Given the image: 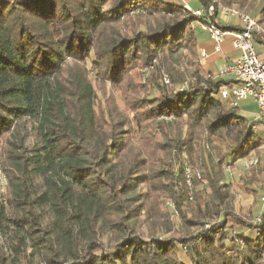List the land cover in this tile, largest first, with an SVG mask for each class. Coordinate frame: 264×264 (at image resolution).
I'll list each match as a JSON object with an SVG mask.
<instances>
[{"label": "trees", "instance_id": "trees-1", "mask_svg": "<svg viewBox=\"0 0 264 264\" xmlns=\"http://www.w3.org/2000/svg\"><path fill=\"white\" fill-rule=\"evenodd\" d=\"M3 1L0 143L8 195L0 202V264H261L264 203L259 223L235 218L240 230H227L233 212L220 168L224 157L234 162L263 143L239 106L220 98L230 82L201 70L190 28L197 18L163 0ZM198 1L203 8L213 2ZM214 1L260 15L264 25L258 0ZM159 57L169 83L150 96L131 71L154 67ZM181 57L191 68L183 75ZM87 66L97 84L122 92L132 119L95 111ZM135 133L142 136L134 144ZM215 140L228 149L210 166L204 146ZM185 164L206 174L202 188L196 179L188 187ZM252 169L244 184L255 188L264 180L261 157ZM166 200L196 234L139 236L138 223L171 231L160 222Z\"/></svg>", "mask_w": 264, "mask_h": 264}, {"label": "rangeland", "instance_id": "rangeland-1", "mask_svg": "<svg viewBox=\"0 0 264 264\" xmlns=\"http://www.w3.org/2000/svg\"><path fill=\"white\" fill-rule=\"evenodd\" d=\"M167 2H175L177 3L179 0H163ZM186 2L188 0H185ZM0 2H4L3 0H0ZM180 2V1H179ZM181 3V2H180ZM189 6L195 10L196 8L198 9L201 7L200 3L198 0H189L188 2ZM264 5V0H258L257 6ZM238 9V8H237ZM240 11L248 14V11L246 9H239ZM252 14V13H251ZM256 19H260V15L256 17ZM121 32L123 34L128 33L129 28L126 26L123 28ZM138 29H143V25H139ZM198 31L201 30H196L197 33ZM229 41H227V47L229 46ZM221 50L223 53L227 52L226 46L220 45ZM257 49V48H256ZM231 50V49H229ZM157 63H152L154 67L148 66L144 69L143 66H138L137 68L132 69L131 73L134 74V70H138L137 74H134L133 79L131 80L133 83L139 82L140 84H146V92L145 94H150V96H156L157 95V89L156 88H162L165 84L162 82V79L166 77V73L164 70V66L162 63V57H159L157 59ZM180 66L177 67L180 70V73L183 75L187 72H191V68L189 67V61L186 57H181L180 58ZM222 64V65H221ZM143 67V68H142ZM216 67L218 68L217 71L220 72L224 70V65L223 62L219 59L216 62ZM87 72L89 75V79L93 83V87L96 92V101H95V111L99 112L100 109H105L107 111H110L113 115V117L117 118L119 115H128L129 119H132L133 114H131L124 103L123 95L122 92L112 88L110 84H97V82L94 80V72L91 71V67L87 66ZM169 86V85H168ZM131 96V95H128ZM243 106V104H240ZM246 111H252L251 113H255L252 109L251 110H246ZM245 110H239V114L241 113L242 117H247L248 121L254 124L253 130L258 139L262 141L264 144V123L259 124V120H257L252 114H249L250 112H246ZM253 116V118H251ZM264 121V120H263ZM254 122V123H253ZM142 136V133H139ZM135 133V136L131 139L132 143H136V141L140 138V135ZM33 143V138L31 135L27 138V145H31ZM262 144V145H263ZM227 144L225 143H219L218 141H213L208 143L207 145L204 146L205 152L209 155L211 161L209 162L210 166H213L216 164L217 158L219 156H223L225 152H227ZM254 153L258 154L261 157V161H264V155L260 154V151H254ZM163 154L162 153H155V159L154 162L162 165L160 162V158H162ZM182 157L185 158V155H181ZM227 161V157H224V160L221 164V172L223 175V181L224 183L228 186V197L226 199V204L230 207V209L233 212V216L226 218L227 222V230L230 232H233L234 230H240L236 228L235 225V218L239 220H244V221H249L253 222L254 218L258 217L259 215V207L262 206V203L260 202V198L264 196V180L262 181V178L259 182L255 184V188L257 190H260L259 193L256 194L254 191V187L252 186H246L244 184V180L246 178V175L249 174L250 172L255 171L254 169L249 170V171H243L237 167V164H235V170H233V176L229 177L228 174L225 173L224 171V165ZM235 161V160H234ZM0 165H2V154H1V143H0ZM160 165H155V168H159ZM188 168H190L193 172H199L200 177H194L193 179H196L199 182V188H202L204 184H206V177L203 178L205 175L203 174L202 177V172L195 167H192L190 165L185 164ZM234 169V167H233ZM192 179V180H193ZM192 184V183H191ZM7 189V188H6ZM208 192V190H207ZM8 191L6 190L2 196H0V202L4 200V197L6 196ZM171 201L166 200L163 202V205L161 206V210H163L166 213V218L163 220H160V222L167 223L170 222L172 227L171 231L168 233H165L164 231L160 230L158 228V225H154L151 222L148 223H138L136 224V231L141 236L142 238H148V235H156L160 238L164 239H172L176 238L177 236H184V235H193L196 234V229H189L186 227H183L182 221L180 219L179 213H174L167 208V203H170ZM227 207V206H226ZM182 213L185 215L187 218H193V213L186 208H182ZM249 233V232H248ZM248 233L246 234L248 236ZM250 235V233H249ZM102 242L107 246L109 244L107 236L102 237ZM181 249V248H180ZM183 250L181 249L178 253L180 257H182V252Z\"/></svg>", "mask_w": 264, "mask_h": 264}, {"label": "built area", "instance_id": "built-area-1", "mask_svg": "<svg viewBox=\"0 0 264 264\" xmlns=\"http://www.w3.org/2000/svg\"><path fill=\"white\" fill-rule=\"evenodd\" d=\"M179 1L197 18L190 28L194 31L201 30L209 36L214 53H220V45L226 37L232 39L231 47L237 53V57L232 62L226 61L224 70L220 71L219 75L227 77L230 82L229 85L220 88V98L230 100L233 106H239L241 102H252L257 108V119L264 120V53H260L255 47L256 41L264 43V28L249 14L232 7H223L219 4L216 6L214 0L208 7H200L196 10H193L185 0ZM224 27L234 29L223 30ZM205 57V51L200 50L198 62ZM162 82L167 85L169 80L164 77ZM259 151L264 155V144ZM259 158L258 154L252 152L234 162L226 161L224 171L229 177L233 176L235 164L239 169L249 171L257 166ZM185 175L188 187L191 186L194 177H200L199 172H193L188 167L185 168ZM6 188L7 180L0 165V196L4 194ZM260 202L264 203V196L260 198ZM167 208L176 213L173 203H167ZM259 222V216L254 218L253 223ZM260 260L261 264H264V251L260 255Z\"/></svg>", "mask_w": 264, "mask_h": 264}, {"label": "crops", "instance_id": "crops-1", "mask_svg": "<svg viewBox=\"0 0 264 264\" xmlns=\"http://www.w3.org/2000/svg\"><path fill=\"white\" fill-rule=\"evenodd\" d=\"M188 2H189V0L187 1V3ZM178 3H179V1H178ZM229 23H231V21ZM222 26H224V25H222ZM262 27L264 28V25ZM198 32L199 33L195 32V37H196V42H197L196 49H197V54H198L197 57H199V51L200 50H204L206 53V57L201 59L200 62H198L201 70L206 74H210L213 78L220 77V78H224L226 81H228L227 77H221L219 75L220 72L217 71L218 68L216 67V62L220 59L223 62V65H225L226 61L232 62L236 59L237 53L232 50V47H231L232 39H231V37H226L225 40L221 43V45L224 44L226 46L227 52L223 53L222 50L220 49V53H214L213 52V43L210 40L209 36L205 32H202V31H198ZM227 41L230 42L229 43L230 47H227ZM255 47L257 48L256 49L257 51H259L260 53H264V43L263 42L256 41ZM229 49H231V50H229ZM197 61H198V58H197ZM240 104H243V106H241ZM240 104H239V110L241 109V110L246 111V110L252 109L255 112L254 114L251 113L252 111L251 112L246 111V112H250L249 114H252L254 117L256 116L255 118L257 119V108H256L254 103L246 101V102H241ZM241 115H243V114L241 113ZM253 116L251 118H253ZM245 118L248 119L247 117H245ZM262 209H263V204L261 207H259V213L261 212Z\"/></svg>", "mask_w": 264, "mask_h": 264}, {"label": "bare ground", "instance_id": "bare-ground-1", "mask_svg": "<svg viewBox=\"0 0 264 264\" xmlns=\"http://www.w3.org/2000/svg\"><path fill=\"white\" fill-rule=\"evenodd\" d=\"M180 3V2H179Z\"/></svg>", "mask_w": 264, "mask_h": 264}]
</instances>
